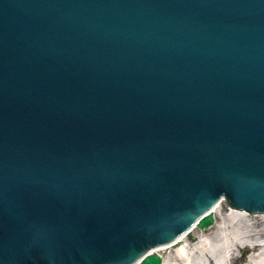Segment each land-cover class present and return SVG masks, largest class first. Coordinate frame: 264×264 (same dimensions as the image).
Returning a JSON list of instances; mask_svg holds the SVG:
<instances>
[{
	"label": "water",
	"instance_id": "water-1",
	"mask_svg": "<svg viewBox=\"0 0 264 264\" xmlns=\"http://www.w3.org/2000/svg\"><path fill=\"white\" fill-rule=\"evenodd\" d=\"M221 197L264 212V0H0V264H160Z\"/></svg>",
	"mask_w": 264,
	"mask_h": 264
},
{
	"label": "bare ground",
	"instance_id": "bare-ground-1",
	"mask_svg": "<svg viewBox=\"0 0 264 264\" xmlns=\"http://www.w3.org/2000/svg\"><path fill=\"white\" fill-rule=\"evenodd\" d=\"M223 203L226 204L225 199L221 197V200L216 202L209 211L203 213L175 240L157 245L148 253L158 255L160 264H264V212L251 214L249 211L231 208L226 204L229 209L225 215L222 212ZM209 212L213 215L214 223L211 227L212 231L206 233L205 230L198 228L197 224ZM254 218L262 220L261 228L256 225L257 221H253ZM195 230L201 231L202 235L196 242H186L187 236L190 237ZM241 247L246 248L250 253L245 257L238 256L236 250H240ZM167 249L168 256L164 257L161 251L167 252ZM197 255L203 261H197L195 258ZM139 261L135 264H139Z\"/></svg>",
	"mask_w": 264,
	"mask_h": 264
},
{
	"label": "rangeland",
	"instance_id": "rangeland-1",
	"mask_svg": "<svg viewBox=\"0 0 264 264\" xmlns=\"http://www.w3.org/2000/svg\"><path fill=\"white\" fill-rule=\"evenodd\" d=\"M227 209H229L228 207H227V205L226 204H222V212L225 214V215H227ZM229 213V212H228ZM218 216L220 217V215L218 214ZM217 216V217H218ZM260 222H259V221ZM253 219V221H257L258 222V224H256V225H259V227L258 228H261L262 226H263V224H262V220H260V219ZM211 227L212 226H209V228H205L204 230L206 231V233H210L212 230H211ZM202 232L201 231H199V230H195V232H192L191 233V235H190V237H188L187 236V241L186 242H196V240H197V238H199L200 237V235H202L201 234ZM168 253H169V250L167 249V252L166 251H161V255H164V257H167L168 256ZM248 253H250V251L249 250H247L246 248H243V247H241V249L240 250H236V254L238 255V256H244L245 257V255L246 254H248ZM195 258H196V260L198 261V260H202L201 259V257L200 256H195ZM203 261V260H202Z\"/></svg>",
	"mask_w": 264,
	"mask_h": 264
}]
</instances>
